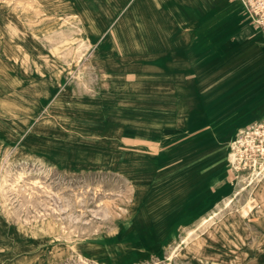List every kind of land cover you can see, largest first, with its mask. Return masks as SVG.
<instances>
[{
    "label": "rangeland",
    "instance_id": "374dc122",
    "mask_svg": "<svg viewBox=\"0 0 264 264\" xmlns=\"http://www.w3.org/2000/svg\"><path fill=\"white\" fill-rule=\"evenodd\" d=\"M225 3L203 26L185 8L199 0H0V264H264L258 200L239 214L255 183L223 160L238 118L243 129L264 116L253 110L264 71L241 76L264 57L216 49L234 24L264 43V0ZM133 9L155 18L165 49L132 42ZM76 27L92 41L77 59L56 41L75 44ZM222 94L217 111L234 118L214 147L208 125L187 129L184 117ZM232 191L227 224L169 259L183 228Z\"/></svg>",
    "mask_w": 264,
    "mask_h": 264
},
{
    "label": "crops",
    "instance_id": "0c3cea01",
    "mask_svg": "<svg viewBox=\"0 0 264 264\" xmlns=\"http://www.w3.org/2000/svg\"><path fill=\"white\" fill-rule=\"evenodd\" d=\"M200 5V6H199ZM199 5L197 6V8L189 9V7H185L188 8L189 12H190V17L194 19H196L197 23L202 24L203 26L205 24H207L209 22V20L211 21L212 19H219L221 18L222 11L223 9H226V11L228 10V5L225 3V0H199ZM184 7V6H183ZM185 10V9H184ZM130 21L129 24H131L132 28H133V32L137 35L136 39L132 42H137V43H141L142 42H147L149 40V38L152 40H155L157 47H160L161 49H165L166 45L165 42L160 40V39H156V21L154 20L155 18L151 17V18H144V16H141V14L137 11V10H128V13L126 15ZM147 19V20H146ZM231 20L228 19V23ZM227 23V22H225ZM237 23V22H236ZM239 24H234V26L232 27V30L230 31V34L233 33L234 37L236 38V41L234 42H229V35L228 34L226 37H223L222 40H220L219 42H216V49L218 50V53L224 54L226 53V58L229 59L231 58L233 55H237L238 57L236 58H255V57H264V43H262V39L261 38H254L249 40L248 36H247V32L249 30V25L248 24H242L240 25V27L236 28V26H238ZM223 25H220L219 27L217 26L214 30L216 31L217 28L220 29V27H222ZM205 34V33H204ZM201 35V34H200ZM228 41V42H227ZM159 44V45H158ZM244 47V48H243ZM255 48V49H254ZM195 51L200 52L199 49H195ZM249 54V55H248ZM178 58V55H173L172 58ZM184 56H182L183 58ZM244 61V60H241ZM240 61V62H241ZM240 62H236L233 63L231 65V70L232 73H230L227 77L229 76H236V72H237V66ZM109 69V76H111L113 73L115 72H111L112 69L115 68H110ZM111 69V70H110ZM221 77V76H220ZM219 77V78H220ZM116 78V77H115ZM235 80L237 81L238 78L234 77ZM109 79V77H108ZM107 80V79H106ZM105 80V81H106ZM253 90L256 91H262V96L260 97V100L257 104V108L253 109V110H257L260 109L262 112H264V83L261 82H255V79L253 80ZM106 83V82H105ZM231 82L228 84L230 86ZM236 85H232L231 90H233L234 92L237 90V87L239 86L238 82H235ZM182 88L179 89H186L184 85V83H181ZM226 85H223L222 88L225 89ZM172 89V88H176L175 86H170L168 87V89ZM231 90L229 89V93L231 92ZM218 99H216V102L214 103L216 106H211V104H205L203 107H199L200 109L198 111H196L195 115H191V116H187L184 117L185 121V126L187 129H190L193 125H208L209 129L204 130V133L207 132V130H209L210 132L213 133L214 135V140L213 143L215 144L214 147H217L218 144H223L226 142L225 139H223V131L222 129L224 128V125L222 126V124L227 123L229 121V119L234 118L233 116V108H231V106L229 107V111L224 112V110H218V108H222L223 105L225 104L226 101V96L222 94L221 96L217 97ZM252 110V111H253ZM202 111V112H201ZM216 112V113H215ZM215 113V114H214ZM249 113V112H248ZM247 113V114H248ZM255 115L249 114L248 116H246L247 118H253ZM257 117H260V114L257 115ZM227 121V122H226ZM245 121V120H244ZM222 126V128H221ZM222 187L217 190L216 195H218L219 193H221L222 191Z\"/></svg>",
    "mask_w": 264,
    "mask_h": 264
},
{
    "label": "bare ground",
    "instance_id": "6f19581e",
    "mask_svg": "<svg viewBox=\"0 0 264 264\" xmlns=\"http://www.w3.org/2000/svg\"><path fill=\"white\" fill-rule=\"evenodd\" d=\"M70 21V20H69ZM91 29H93V31H95V28L92 27V23L91 26L89 28L90 32H93ZM70 30V29H69ZM52 31V30H51ZM74 33L73 34H77L79 38V40H77L75 42V44H73L72 42L74 41V37L73 39H66V37L61 34V36H59L56 41L59 42V40L62 41V39L65 41V43L68 44L67 48H66V52L65 54L70 55L71 57L77 59L79 57L80 51L85 48V49H89V47H91L92 45V41L89 40L88 38H85L83 36V32L85 31L84 28H80V27H76L75 30H73ZM53 32V31H52ZM57 33V32H56ZM72 34V35H73ZM93 34V33H92ZM53 35V34H52ZM57 36V35H56ZM228 42V41H227ZM61 43V42H59ZM58 43V44H59ZM55 44V43H53ZM62 44V43H61ZM52 47V46H51ZM57 47V46H56ZM244 48V47H243ZM57 49V48H56ZM60 49V48H59ZM255 49V48H254ZM58 51V50H57ZM65 51V50H64ZM227 55V54H226ZM249 55V54H248ZM66 56V55H64ZM70 60V59H69ZM67 61V60H65ZM255 64V65H254ZM89 66V65H88ZM242 65H240L241 67ZM239 67H237L238 69ZM261 68L262 71H264V60H262L261 63L256 64L253 63V66L250 65L247 68V71H245V73L241 74V76L245 75L246 73H249L250 71L253 72V70L259 69ZM80 73V70H79ZM81 74V73H80ZM74 75V74H73ZM101 76V75H100ZM259 80H261V82H264V73H261V75L259 76ZM83 82V81H82ZM242 82V81H241ZM257 82V81H256ZM250 84V83H249ZM223 85V84H222ZM256 91V90H255ZM257 94V93H256ZM237 95V94H236ZM233 95V96H236ZM233 96L229 99L232 100ZM241 96V95H240ZM227 98V97H226ZM236 98V97H235ZM242 98V97H241ZM253 99V98H252ZM237 101V100H236ZM247 101V100H246ZM249 101V100H248ZM232 108V107H231ZM202 112V111H201ZM242 119L238 118V121L236 124H234V127H236L235 130L231 129L226 136V139H228L227 142V150L225 153V156L223 157V160L225 162V164L227 165V167L230 166V163L232 164V166L234 167L235 163V157H234V150H233V143L235 141V139L238 136V132L241 131L242 129V124L244 122L240 121ZM264 162V161H262ZM229 165V166H228ZM51 172V171H50ZM33 175V174H32ZM240 176V175H239ZM29 177V176H28ZM247 178L245 182H248L247 185L251 184V183H255V187H253L252 189V193L246 197V207L243 209V211H240L239 214H243V215H247L250 212H252L251 210V206H250V202L252 200L257 199L258 200V208L261 210V212H264V171L262 172H257L256 170H252L249 172V174L246 176ZM240 177L237 178V181H239ZM243 181V179H242ZM232 182V180H231ZM30 187V186H29ZM28 188V187H27ZM117 192V191H116ZM73 193V192H72ZM203 193V192H202ZM233 191L225 196L222 197L220 204H216L215 206H213L212 208H210L206 213H202L201 215L198 216L197 220L193 223L192 226H186L183 228L182 232L180 233V236L178 237V241H176L175 245H173V247L171 248V250L169 251V259L172 258L173 255L181 253V250H188L190 248H193V244L195 242H198L200 240L199 236L202 232L204 231H211L214 227H216L218 225V223H224L227 224V221L225 220V218L229 215H225L228 211L226 210L231 203L234 201V197L232 195ZM204 195V194H203ZM27 196V195H26ZM13 197V196H12ZM57 197V196H56ZM81 200V198H80ZM219 201V200H218ZM18 202V200H17ZM37 202V201H36ZM47 202V201H46ZM199 203V202H198ZM201 204V203H200ZM32 206V205H31ZM199 206V205H198ZM197 206V207H198ZM191 208V207H190ZM105 210V209H104ZM52 211V210H51ZM89 211V210H88ZM198 211V210H197ZM203 212V211H202ZM205 212V211H204ZM196 213V212H195ZM201 213V212H200ZM42 214V213H41ZM193 214V213H192ZM82 217V216H81ZM14 220V219H13ZM57 220V219H56ZM195 220V219H194ZM230 220V219H229ZM232 225V224H231ZM235 225V224H234ZM222 226V225H220ZM225 226V225H224ZM230 227V226H229ZM71 231V230H70ZM238 232V231H237ZM262 232V231H261ZM264 233V232H262ZM191 250V249H190ZM198 250V249H197ZM193 251V250H192ZM198 252V251H197ZM216 259V258H215ZM253 260V259H252Z\"/></svg>",
    "mask_w": 264,
    "mask_h": 264
},
{
    "label": "built area",
    "instance_id": "2783aa9c",
    "mask_svg": "<svg viewBox=\"0 0 264 264\" xmlns=\"http://www.w3.org/2000/svg\"><path fill=\"white\" fill-rule=\"evenodd\" d=\"M233 150L236 170L247 173L264 171V116L241 129L233 143Z\"/></svg>",
    "mask_w": 264,
    "mask_h": 264
}]
</instances>
